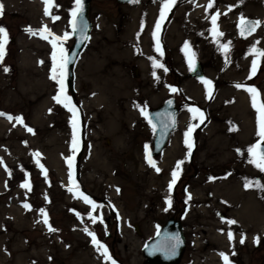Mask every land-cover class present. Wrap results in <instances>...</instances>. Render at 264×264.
Instances as JSON below:
<instances>
[{
  "label": "rangeland",
  "instance_id": "obj_1",
  "mask_svg": "<svg viewBox=\"0 0 264 264\" xmlns=\"http://www.w3.org/2000/svg\"><path fill=\"white\" fill-rule=\"evenodd\" d=\"M37 1L0 0V27L8 32L0 63V113L5 114L0 116V264H148L142 247L166 221L178 217L180 197L190 208L182 218L186 243L179 264H225L221 254L230 264H264L249 242L264 231V191L257 188L246 200L257 205L256 218L250 213L253 206L239 214L224 201L217 203L218 198L240 200L244 193L234 197L240 192L236 175L264 185V172L246 162L247 149L260 140L257 113L245 90L257 89L264 101V58L249 78L256 59L251 50L264 51V0H205L195 6L177 0L162 22L165 0L128 5L92 0L89 39L72 68L73 98L67 91L82 113L74 159L77 178L70 177L67 164L73 156L72 113L54 100L59 86L50 79L53 49L28 31L39 33L47 26L56 36L68 33L63 44L67 52L73 41L69 21L75 0H55L50 9L51 16L60 17L55 22L41 10L42 0ZM216 13L223 34L219 38L212 32ZM242 17L260 22L246 40L237 36ZM229 42L225 53L220 45ZM195 63L202 67L201 80L191 74ZM92 67L99 71L93 77L85 73ZM203 81H211V97ZM169 97L182 111L163 153L151 157L152 167L147 153L154 131L141 110L156 108ZM190 109L203 114V123L193 119ZM192 125L197 126L189 155L185 133ZM180 161L173 199L168 189ZM227 168L234 174L217 185L216 175ZM80 193L93 201L95 211ZM223 212L230 215L227 220L247 221L249 236L241 253L240 233L234 237L235 247L219 235L218 214ZM90 216L96 217L95 223ZM89 232L108 249L111 260L97 250Z\"/></svg>",
  "mask_w": 264,
  "mask_h": 264
},
{
  "label": "snow or ice",
  "instance_id": "obj_2",
  "mask_svg": "<svg viewBox=\"0 0 264 264\" xmlns=\"http://www.w3.org/2000/svg\"><path fill=\"white\" fill-rule=\"evenodd\" d=\"M42 2L45 4V15L51 16L50 9L56 6L55 0H42ZM131 2L135 3V2H138V0H131ZM176 3H177V0H165L161 8V11H160V21L161 22L166 18L167 14L171 11L172 7L175 6ZM212 6L213 4L210 2L208 7L211 8ZM3 14H4V5L0 3V17H2ZM82 14H83V0H75V6L71 11V27H72L73 33L78 31V21L82 22V19H83ZM218 17H219V13H216L215 15L211 17V23L213 25L212 32H213V36L216 38H219L223 35L222 33L218 31V26H217ZM51 18L53 19V22L60 19L59 16H51ZM259 26H260L259 21H247L242 17L240 21V34L242 36L250 35ZM84 28H86V25H84L83 28H81L80 30H83ZM159 30H160V23L158 22L156 25V33H154V36L158 37ZM28 31L31 35L38 34L41 39H44L50 43L53 49L51 53L52 67H51L50 79L56 82L57 85L59 86L58 94L57 96L54 97V100L56 101V103L63 105L65 108L68 109L69 112L72 113L73 156L67 160V164L70 169L69 175L71 177L73 175L71 170L74 168L75 152L79 150V117H78L77 109L75 105H73L72 103L71 97L68 96L67 94L66 83H65L69 75L68 65L69 63H71V60L69 59L68 54L63 46L64 41H66L69 38L68 33H65L63 37L56 36L47 28V26H44L39 31V33L33 32L31 29H28ZM7 43H8V32L5 28L0 27V63L3 62V59L6 55ZM220 47L225 51V53H227L230 50V42L227 44H221ZM185 48H188L187 44L185 45ZM156 50L160 51L158 39H157V49ZM251 54H253L256 57V59L253 60L251 74L249 78H251V76L256 74L260 59L264 58V51H260L256 48H253L251 50ZM190 66H191V60H190ZM154 67H161V65L155 64L154 62ZM5 71H7V69H5ZM203 83H205V85L207 86L208 95L209 97H211V81H203ZM237 87H242V86L237 85ZM245 90L249 92L251 100H252V106L257 113V135L260 140L259 143L247 149V152L250 157L249 162L252 163L255 167H257L260 171L264 172V101L260 100L259 98L260 94L257 89L246 88ZM173 91H175V89H173ZM141 111H142V114L147 118V112L144 111L143 109ZM190 111L193 113V119H196L198 117L200 119V122L203 123V114L198 109H190ZM0 116H5V114L0 113ZM5 118L9 119L10 121L13 119L11 116H6ZM17 120L18 122L22 123V118H17ZM149 122L151 123V121ZM196 126L197 125H192L191 127H189L188 132L185 133V137H186L185 143L187 147L189 148V155L191 154V148H192L191 135ZM28 131H31V129H28ZM35 155L39 157V153H36ZM147 159H148V163L152 167H155V164L152 161L150 152L147 153ZM0 163H2V161H0ZM182 163L183 161L178 162L176 165V170L173 171L172 173V180L169 184V189H168L169 192L172 191V188L175 186L177 182L179 172H180V167ZM41 170L44 172L45 176H47V172L43 168L42 165H41ZM156 170L157 172L160 171L158 168ZM70 182L75 185L74 180ZM253 186L260 189L261 191H264V185H261L259 181H251V182L245 183L246 189L252 188ZM23 187H25L28 190H31L30 184H25L23 185ZM79 198L83 199L85 203L91 205L93 208V211H95L96 205L93 203L92 200L89 199V197L80 193ZM168 204L169 206H171V199L168 200ZM24 207L30 209V206L27 204H25ZM41 215L44 217L43 223L48 225L47 213L41 210ZM89 219H91L93 223L96 222L95 216H90ZM100 222L102 223L103 220L101 219ZM228 223L231 225V224H235L236 221H228ZM49 231H55V229L49 225ZM85 231H87V229ZM88 235L91 236L92 242L96 246L97 250L101 251L102 255L106 259L111 260V256L108 253V249L102 243H100L96 235L91 232H89ZM228 238L230 241L233 239V234L231 232L228 233ZM174 239L176 240L178 244L179 237H175ZM240 242L244 243V240L242 239ZM257 242H259V238H257ZM173 247H175V245H173ZM221 256L224 259L225 264H230L228 257L226 255L221 254Z\"/></svg>",
  "mask_w": 264,
  "mask_h": 264
},
{
  "label": "water",
  "instance_id": "obj_3",
  "mask_svg": "<svg viewBox=\"0 0 264 264\" xmlns=\"http://www.w3.org/2000/svg\"><path fill=\"white\" fill-rule=\"evenodd\" d=\"M92 0H83V19L82 22L78 21V31L73 33V43L68 49L67 54L71 63L68 65L69 75L66 80V88L73 95V74L72 67L77 62L79 55L81 54L91 31L92 23L89 19L90 3ZM118 4H131V0H115ZM247 21H256L254 19H245ZM86 25V28L83 26ZM237 33L241 40L246 39L250 35L242 36L240 34V21L238 22ZM257 29V28H256ZM255 29V30H256ZM72 31V27H71ZM192 76L198 79L203 78L201 66L195 65L192 70ZM79 115L80 112L77 110ZM176 102L175 100H167L161 106L148 111L147 115L154 129V139L152 141L153 157H157L163 151L170 134L175 130L177 125L176 120ZM135 231L139 234L137 228ZM175 237H179V243L177 244ZM175 245V247H173ZM185 247V240L183 236V230L181 222L178 220H168L156 233V235L148 240L143 248L142 254L148 264H179L183 250Z\"/></svg>",
  "mask_w": 264,
  "mask_h": 264
},
{
  "label": "flooded vegetation",
  "instance_id": "obj_4",
  "mask_svg": "<svg viewBox=\"0 0 264 264\" xmlns=\"http://www.w3.org/2000/svg\"><path fill=\"white\" fill-rule=\"evenodd\" d=\"M203 1H205V0H182V2H184L186 4H189V2H192L193 6H195L196 4L200 5V3H202ZM210 1H212V0H210ZM197 2H200V3L198 4ZM177 107H178L179 112L182 111L181 104L177 103ZM243 158L244 157H239L240 160H242ZM246 158H247L246 162L248 164H250V162L248 161L250 159V157H246ZM241 168H242V170L240 169L241 172H244V170L246 169L245 167H241ZM260 173H261V171H260ZM233 174H234V172L233 171L230 172L229 168L223 169L222 173H220L219 175H216L215 180L217 181L216 182L217 185H220L218 183L224 182L225 180H227ZM236 180L237 181H234V183H237V186H236L235 189L240 190V192L238 194H235V192H234L235 189L234 188H231L229 192L232 193V194H230L231 196H234V194H235L236 195V196H234L235 198H237L238 195L244 193V194L240 195V200H242V201H240L238 199H237L238 201L235 200V199L232 200V201L231 200H227L226 201V199H224V198H218L217 203H218L219 206H221V202L224 201L225 202V203H223L224 205L225 204L229 205V208H233L237 213L240 214V213H242L244 211L247 212L248 209L250 211V208H251L253 203L250 205L249 202H247L246 200L254 195V191H256L257 188L256 187L255 188L252 187V188H249V189L245 188V183L246 182H251V180H247L246 179V175L245 174L244 175H239V176L236 175ZM182 191L185 194V196H187V197L189 196L188 192L186 191V187L185 186L182 187ZM175 192H176V184L172 188V191L170 192V196L173 197V199H174ZM247 192H248V195H247ZM250 202H252V201H250ZM171 203H172V198H171ZM176 203L177 204H181V210H180V213H179L178 217L177 218H173V219L180 221L181 222V226H182V218L186 215L188 209L190 208V205H189L188 201H186L185 199H183L181 197L177 199ZM218 217H219V220L217 222V225L219 226V235L220 236L223 235V238H224L225 242H227L231 247H235L233 245V243L235 241L234 237L237 236V233L241 234V237L239 238V241L238 242L235 241L237 243H240L241 247L238 248V251L241 253V248H243L244 246L247 245V241H245V239L249 236V234H248L249 230H246L245 227H244V225H245V223L247 221L245 222L243 220L237 219L236 217H233V221H236V223L235 224H231L230 229H228V225H230L228 223V221H230V220H227V218L230 217V215L227 212H223V213H219ZM170 219H172V218H170ZM222 223L224 224V226H223L224 229H220V227L222 226ZM182 229H183V226H182ZM229 232H231L233 234V239L231 241L228 238V233ZM183 234H184V230H183ZM184 238H185V235H184ZM257 238H259V242H257ZM257 238H255L256 240L251 239L249 242H253V243H251V246H252V249L254 250L255 254H257L259 256H262V258L264 259V231L261 232V236L257 237ZM242 239L244 240V243L240 242ZM185 243H186V239H185ZM236 264H240V263H236Z\"/></svg>",
  "mask_w": 264,
  "mask_h": 264
},
{
  "label": "bare ground",
  "instance_id": "obj_5",
  "mask_svg": "<svg viewBox=\"0 0 264 264\" xmlns=\"http://www.w3.org/2000/svg\"><path fill=\"white\" fill-rule=\"evenodd\" d=\"M39 1V0H38ZM37 1V2H38ZM41 10H45V5H41ZM150 41V40H149ZM97 70V68L95 69V67H92L91 69H88V70H85V73H88V75L89 76H91V77H93V76H96V75H98V73H99V71H96ZM201 70H202V67H201ZM72 74H73V71H72ZM73 80V79H72ZM167 100H175V102H177L176 101V99L174 98V97H169V98H167L166 99V101ZM176 108H177V113H176V120H177V116H178V107H177V105H176ZM149 111V110H148ZM82 114V113H81ZM154 139V138H153ZM163 153V152H162ZM162 153H160V155L162 154ZM159 155V156H160ZM177 159L178 158H173L172 160L173 161H177ZM75 178H77V175H76V177ZM261 196H262V194H261ZM252 206H253V210L250 212L252 215V218H256V216H257V213H259V215H260V212H259V209H258V207H257V205L256 204H252ZM255 220V219H254ZM156 235V232H155V234H154V236Z\"/></svg>",
  "mask_w": 264,
  "mask_h": 264
}]
</instances>
